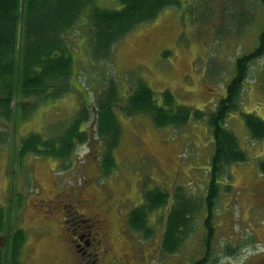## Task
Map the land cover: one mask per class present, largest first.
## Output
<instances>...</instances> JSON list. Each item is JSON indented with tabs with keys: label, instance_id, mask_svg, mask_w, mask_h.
Here are the masks:
<instances>
[{
	"label": "rangeland",
	"instance_id": "1",
	"mask_svg": "<svg viewBox=\"0 0 264 264\" xmlns=\"http://www.w3.org/2000/svg\"><path fill=\"white\" fill-rule=\"evenodd\" d=\"M203 1L181 0L178 8L164 9L156 19L132 30L115 48L112 73L122 90V99L143 80L154 91L159 105H163L164 93L170 91L179 106L192 111L205 114L217 108L235 76L238 57L254 53L260 46L264 9L256 0L250 1L256 5V29L239 37L233 32L218 33L222 0H207L206 5ZM25 2L20 0L18 51L23 43ZM96 4L106 9L122 7L119 0H96ZM82 16V23H87V10ZM227 19L225 16L224 20ZM81 32L76 25L65 37L71 47L73 76L78 74L76 79L72 78L70 91L59 99L35 106L24 116L20 109H26L33 99L18 97L15 115L11 119L0 118V130L6 135L0 143V205L9 223L1 231L0 245L6 247L7 241L12 242L21 234L22 264H55V260L60 264H83L85 260L75 253V242L70 239L77 240L73 229L76 232L80 229L78 223L74 224L78 215L91 212L93 206V212L100 217H96L98 222L90 230L108 247L103 258L106 264H197L203 256L209 228H214L212 244L216 250L209 254L208 264H243L244 256L228 258L222 249L241 235L242 222L249 214L256 216L255 221L263 220L264 200L253 196L257 192L252 187L256 180L257 187L264 186L260 181L264 171L259 165L264 161V140L251 139L242 113H253L264 120V52L250 60L240 111H233L227 118L250 160L229 166L217 178L218 195L210 209L204 204L215 151L209 116L197 120L192 115L182 129L158 128L148 116L128 117L116 108L122 136L108 174L103 172L97 141L77 147L62 161L48 154L24 153L23 140L27 134L40 132L47 139L59 134L82 104L90 102L89 96L92 102L96 99V82H101L103 76L97 71L102 64L90 61L88 36ZM178 187L196 202V217L181 249L171 255L162 251L159 236L156 237L160 231L150 238L142 233L132 234L127 215L143 205L146 189L170 192L172 197L165 211L156 209L150 215L151 226L156 220V225L161 223L162 232ZM81 229L86 230L83 225ZM234 236L237 237L232 239ZM6 264L10 263L6 260Z\"/></svg>",
	"mask_w": 264,
	"mask_h": 264
},
{
	"label": "trees",
	"instance_id": "2",
	"mask_svg": "<svg viewBox=\"0 0 264 264\" xmlns=\"http://www.w3.org/2000/svg\"><path fill=\"white\" fill-rule=\"evenodd\" d=\"M119 1L121 8L106 9L98 6L96 0H26L23 43L18 51L20 0H0V118L11 119L15 115L14 103L18 97L33 99V103L26 109H20L24 116L35 106L59 99L70 91L72 78L76 79L78 74L73 76L71 47L65 37L79 25L82 32L88 36L86 44L90 61L95 65L102 64V69L96 70L99 75H103L100 76L101 82H96V99L91 101L86 88L89 95H85L90 97V102L85 101L86 104L84 102L71 116L67 121L69 123L65 124V130L48 139L40 132H30L23 140L24 153L32 151L38 156L48 154V157L62 161L70 157L77 147L97 141L102 156L101 166L105 168L103 172L108 174L115 161L113 152L119 146L122 136V126L116 108H120L128 117L139 114L148 116L158 128L168 126L182 129L188 125L192 115L197 120L209 116L215 151L211 158L212 179L204 204L211 209L218 195L217 178L227 171L229 166L250 160L237 134L227 124V118L233 111H240L241 95L250 60L264 52V30L260 34V46L255 52L236 60L235 76L227 86L226 95L219 100L213 112L204 114L198 110L192 111L189 107L179 106L170 91L164 93L163 105H159L155 100L154 91L143 80L134 88L130 86L132 89L127 98L122 99V90L112 73L115 48L132 30L156 19L164 9L178 8L181 0ZM86 10L87 23H82V15ZM72 50L75 48L72 47ZM242 117L251 139L264 140V120L253 113L243 112ZM92 136L94 137L91 138ZM5 137L4 131L0 130V142L4 141ZM259 165L264 171V161ZM171 197L170 192L146 189L143 205L134 208L127 215V225L132 234L142 233L146 238H150L156 231H160L158 239L165 254L181 249L196 217V202L178 187L171 200L172 208L163 231L161 232L160 222L155 224L156 220L154 227L151 226L150 215L156 209L159 211L163 208L162 211H165L164 207ZM3 209L0 206V232L9 225ZM213 230L214 228L207 229L209 236L205 235L204 245L208 248L213 243ZM23 242L24 237L19 234L12 242L8 241L6 247L0 245V264H6V260L10 264H22L20 249Z\"/></svg>",
	"mask_w": 264,
	"mask_h": 264
},
{
	"label": "flooded vegetation",
	"instance_id": "3",
	"mask_svg": "<svg viewBox=\"0 0 264 264\" xmlns=\"http://www.w3.org/2000/svg\"><path fill=\"white\" fill-rule=\"evenodd\" d=\"M250 1L251 0H222V7L218 13L219 19L217 30L221 32H233L232 35L234 36H241V34L244 32L248 34L254 32L256 29L257 20V15L255 14L256 5L252 4ZM256 1L259 6L264 9V0ZM207 2V0H204L202 4L206 5ZM225 16L228 17L227 20H224ZM257 181L258 180L253 183L252 187L257 192V195L253 194V196H258L261 200H264V186L257 187ZM260 181L264 182V178H262ZM250 206H252V203H250ZM90 210L91 212L89 211L87 214L78 215V222H75L74 224L76 225V223H78V227H80V229L78 232L73 229V234L77 236V240L74 238H71L70 240L72 243L75 242L73 245L75 253L78 254L82 260H85V263L83 261V264H106L103 258L109 251L108 247L104 245L102 239H99L96 234L90 230V228L93 230V226L98 222L96 217L100 216L93 212V206L90 207ZM255 220L256 216L253 217L251 214H249L248 217L244 219L242 222L244 226L241 228V230L243 229L241 235L238 237L234 236L232 239H235L236 237L237 239L229 242V244L222 249L224 256L228 258L244 256L245 261L243 264H264V215L263 220ZM87 222L91 223V226L84 225ZM103 224L105 226L107 225L106 220H104ZM82 225L84 228H86L85 231H81ZM244 229L246 230L245 234ZM158 236L159 235L157 234L156 237ZM158 242L161 245L159 239ZM97 244L99 245L98 247ZM212 250H216L214 244H212L211 250L207 246H204L202 250L203 256L200 258V262L197 264H208V256ZM175 254L176 252L171 253V255ZM88 256L91 257V260L87 259ZM54 262H56L55 264L61 263L60 261Z\"/></svg>",
	"mask_w": 264,
	"mask_h": 264
}]
</instances>
